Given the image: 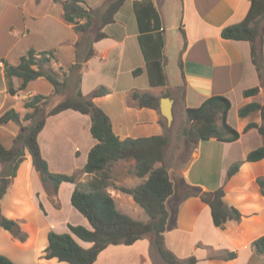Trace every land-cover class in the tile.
I'll return each instance as SVG.
<instances>
[{
	"label": "crops",
	"instance_id": "0c3cea01",
	"mask_svg": "<svg viewBox=\"0 0 264 264\" xmlns=\"http://www.w3.org/2000/svg\"><path fill=\"white\" fill-rule=\"evenodd\" d=\"M62 1L65 0H0V116L36 93L53 92V85L41 77L11 95L7 91L3 60L17 65L29 48L54 50L56 70L62 69L72 77L69 68L78 67L83 94L88 95L101 85L107 87L108 92L93 101L109 115L113 130L121 139L168 135L165 160L174 193L167 201L165 247L182 262L195 256V264H264V255L251 247L254 239L264 235V195L257 183V178L264 176V159L244 161L225 183L224 199L241 211V221L229 220L224 228L215 226L210 206L197 195L223 185L228 168L264 143L257 128L243 132L249 122L260 123V115L238 114L241 107L264 97L262 91L255 96L244 95V90L259 85L250 43L221 35L226 26L245 19L251 0H125L115 20L101 29L105 36L92 44L95 53L89 59L86 55L92 40L86 39L94 27L97 31L98 23L94 17L90 34L77 33L63 18ZM85 1L89 8L100 10L112 0ZM168 11L172 12V25ZM5 17L11 18L4 23ZM172 56L180 69V79L173 84L168 70ZM136 69L141 72L135 74ZM14 84L16 87L20 84L16 77ZM70 86L76 87L74 82ZM135 91L151 93L160 100L171 99V124L178 121V127L170 129L172 125L168 123L163 126L160 107L138 106L132 98ZM213 95L231 100L228 122L242 132L241 136L236 141L208 139L192 145L183 133L187 125L186 109L200 106ZM19 130L14 121L0 124V138L6 147L12 146ZM39 143L52 171L68 174L80 171L97 143L91 133L90 115L67 109L49 116L39 134ZM133 163L119 161L113 166L116 185L134 187L144 181L128 172L118 176V168L124 165L128 171ZM2 170L0 163V174ZM90 177L84 173L80 180ZM187 187L193 188L194 194L188 195ZM74 188V183L63 182L56 206L26 151L25 160L1 199V211L20 224L27 238L22 241L0 226V253L18 264H69L44 255L50 230L63 222L57 217L62 210V193L68 190L69 203ZM109 191L119 210L133 218L149 220H145L148 215L145 218V210L133 196L114 187ZM71 208L76 209L73 205ZM153 238L151 233L132 245H109L93 264H156ZM228 251H236L237 257L219 256ZM159 264L167 263L160 258Z\"/></svg>",
	"mask_w": 264,
	"mask_h": 264
},
{
	"label": "trees",
	"instance_id": "16d2710c",
	"mask_svg": "<svg viewBox=\"0 0 264 264\" xmlns=\"http://www.w3.org/2000/svg\"><path fill=\"white\" fill-rule=\"evenodd\" d=\"M124 2L125 0H112L105 6L99 17L100 24L89 46L86 59L93 56L95 50L92 44L105 36L101 29L115 20V15ZM61 3L64 20L72 24L77 33H87L93 24V9L87 6L85 0H65ZM156 15L159 21V13L156 12ZM221 35L226 39L249 41L251 58L259 76V85L244 90V95L255 96L261 91L264 93V0H251V7L245 19L226 26ZM79 44L78 41L75 45L77 49ZM3 61L7 91L11 95L20 93L30 82L41 77L49 80L53 85V92L49 95L36 93L0 116V124L14 121L20 126L11 147H6L0 138V163L3 164L0 174V226L22 241L27 238V233L16 220L2 214L1 199L17 175V170L28 151L32 156L33 166L53 203L59 206L58 192L63 182L74 183L71 204L90 224V227H87L83 224L68 223V232L50 230L45 258L55 257L69 264H93L109 245H132L152 233L154 246L160 258L167 264H183L171 250L165 247L164 243V233L169 220L167 201L174 193V183L165 160V151L169 143L168 135L121 139L115 134L109 115L93 101L94 97L106 94L107 87L101 85L88 95L83 94L80 88V73H77L75 81V95L67 96L47 108L51 96L62 93L74 82L70 73L66 71L65 77L59 78L58 70L53 66L57 61L54 50L38 51L29 48L17 65ZM74 67L75 65L69 68L71 73L75 72ZM140 72L141 69L134 71L135 74ZM15 77L20 80L18 87L14 84ZM132 98L140 107L155 109L160 107V98L148 92L135 91ZM230 108L231 100L224 95H213L198 107H188L184 135L192 145L208 139L238 140L242 132L228 122ZM67 109L90 115L91 133L97 140L89 151L85 166L73 174L52 171L39 143V134L47 118ZM238 114L240 117L260 115L261 122H249L243 132L257 128L264 141V97L262 101H254L241 107ZM160 122L166 127L167 121L163 116L160 117ZM261 159H264V143L228 168L223 185L212 191L197 193L202 201L210 206L215 226L224 228L229 220L241 221V211L224 199V186L239 171L244 161ZM119 161H133L128 173L144 178V181L134 187L116 185L113 166ZM158 163L161 165L157 166ZM80 173H87L91 177L85 181L80 180ZM257 183L264 195V176H259ZM110 187L133 196L135 202L143 207L149 220H139L119 210L109 191ZM187 194H194L193 188L187 187ZM40 205L43 208V205ZM82 242L90 245L85 246ZM251 247L257 254L264 255V235L254 239ZM219 256L224 259H234L237 257V252L228 251ZM196 261L197 258L191 256L185 264H195ZM0 264L18 263L0 253Z\"/></svg>",
	"mask_w": 264,
	"mask_h": 264
},
{
	"label": "rangeland",
	"instance_id": "374dc122",
	"mask_svg": "<svg viewBox=\"0 0 264 264\" xmlns=\"http://www.w3.org/2000/svg\"><path fill=\"white\" fill-rule=\"evenodd\" d=\"M105 6L102 9H100V10H95V9L90 7L91 9H93L92 11H94L93 12L94 14L96 13V11H98V13H96L95 16H94L95 17L94 19H96V21L98 23L96 29H98V26L100 24V18L99 17L101 15L102 11L104 10ZM168 12L169 13L167 15H168V19H169V24L172 25V23H173V21H172L173 20V16L171 14L172 12L171 11H168ZM10 18L11 17H5L4 23H6L8 21V19H10ZM14 20L17 22L16 18H14ZM92 27H94L93 24H92L91 28ZM91 28H90V30H91ZM93 29L94 30L92 31V35L90 36V38L88 36V39H86V41H89L90 39L93 40L94 36L96 35L97 31L95 30V27ZM89 31L86 33V35L90 34ZM74 70L76 71V73L79 70L78 67H76V65L74 67ZM168 70H169V73H170V79H171V83L172 84L175 83L176 80L180 79V69H179V67H178V65L176 63L174 64V57L173 56L171 57V64L169 65ZM57 72L59 73V78L60 79H63L65 77L64 76V71L62 69L60 71H57ZM76 73L75 74L73 73V76L71 77L72 80H74V83L76 81V78H75L76 75H77ZM70 85L71 84H69L68 88L65 89L62 93L51 96V99H50V101H49V103L47 105V108L52 106L53 104H55L56 102L62 100L63 98H65L67 96L74 95L76 93V88L75 87H71ZM171 125L172 126L170 127V129H176L178 127L179 123H178V121H176L174 123V125L173 124H171ZM55 160H56V158H55ZM121 168H118V171H119L118 172V176H119V173L124 175V174H127V172H128L127 170L124 169L125 168L124 165ZM76 172H79V171L77 169L73 171V173H76ZM71 173H72V171H71ZM81 177H82V173L79 174V179H81ZM67 194H68V190L66 189V190L63 191L62 198H61L62 210H61V213H59V216H57V217L60 218L59 222L62 221V220H63V222H62V224H61V222H60V224H57L55 226L56 227L55 230L59 231V232H68V229H69L68 226H67L68 223L83 224V225H87V227H90V224L87 221V219L77 209L73 210V208H71L72 207L71 202L68 203V201H66ZM146 216H147V213L145 214V218H146ZM148 219L149 218L147 216V218L145 220H148ZM153 257L155 258L156 264H159L160 257L157 254L156 249H155L154 246H153ZM183 264H185V262H183Z\"/></svg>",
	"mask_w": 264,
	"mask_h": 264
},
{
	"label": "water",
	"instance_id": "95a60500",
	"mask_svg": "<svg viewBox=\"0 0 264 264\" xmlns=\"http://www.w3.org/2000/svg\"><path fill=\"white\" fill-rule=\"evenodd\" d=\"M160 111L168 124H171L173 120V110L171 99L165 97L160 100Z\"/></svg>",
	"mask_w": 264,
	"mask_h": 264
}]
</instances>
